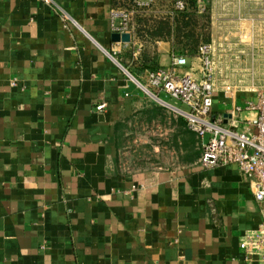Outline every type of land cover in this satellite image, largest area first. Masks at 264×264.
Returning <instances> with one entry per match:
<instances>
[{
    "label": "crops",
    "instance_id": "crops-1",
    "mask_svg": "<svg viewBox=\"0 0 264 264\" xmlns=\"http://www.w3.org/2000/svg\"><path fill=\"white\" fill-rule=\"evenodd\" d=\"M49 1L0 0V264H245L239 239L260 222L247 179L202 169L195 134L135 82L174 55L198 73L174 45L173 0L129 43L111 41L124 0ZM204 1L201 43L262 73L264 0ZM231 105L214 94L213 112Z\"/></svg>",
    "mask_w": 264,
    "mask_h": 264
},
{
    "label": "built area",
    "instance_id": "built-area-1",
    "mask_svg": "<svg viewBox=\"0 0 264 264\" xmlns=\"http://www.w3.org/2000/svg\"><path fill=\"white\" fill-rule=\"evenodd\" d=\"M42 1L50 3L49 0ZM156 1L124 0L110 13L112 33L128 34L131 39L137 32V18L146 17ZM190 1L173 0L171 12L198 15L207 12L204 0H194L193 4ZM62 20L67 18L63 15ZM227 48L212 42L201 43L197 48V74L192 66L188 67L185 56L174 55L168 66L148 72L144 82H135L146 98L171 110L174 117L182 118L187 130L195 134L201 150L197 164L202 169L232 164L247 179L259 208L260 222L254 229L243 233L239 248L245 264H264V92L248 90L254 94V99L238 105L234 98L243 89L238 90L227 81L218 84L217 75L227 76L234 71L230 64L236 59L229 58L225 52ZM218 91L232 101L231 107L222 113L213 112L214 94ZM161 95L182 105L185 110L167 104Z\"/></svg>",
    "mask_w": 264,
    "mask_h": 264
},
{
    "label": "rangeland",
    "instance_id": "rangeland-1",
    "mask_svg": "<svg viewBox=\"0 0 264 264\" xmlns=\"http://www.w3.org/2000/svg\"><path fill=\"white\" fill-rule=\"evenodd\" d=\"M194 0H191V4H193ZM193 7V6H191ZM189 14V13H188ZM207 12L199 17H185L180 18L179 22L180 26H182L181 31L179 32L178 40L175 41V46L178 49H181L184 52V55L191 54L197 52V48L199 47L201 42H205V38L207 35ZM148 16L138 17L140 20H147ZM162 22V21H157ZM141 35H148L149 32L146 29H141ZM223 58L220 60L222 63ZM253 60L242 59V60H233L230 64L231 68L234 69L232 73H229L227 76L217 75L216 79L219 85H222L223 82L227 81L232 86H236L238 90H257L259 92H264V71L259 74L255 73L253 70H250V66ZM258 65L264 67V59H262ZM246 67V69H244ZM227 77V78H225ZM141 82V81H140ZM163 100L168 101L167 98H164L163 95L160 96ZM152 100V99H150ZM153 102V101H151ZM164 114L168 117L175 116V114L169 110L164 109ZM153 130L156 132L155 127ZM163 131L157 134L158 137L162 136ZM207 140V138L205 139Z\"/></svg>",
    "mask_w": 264,
    "mask_h": 264
},
{
    "label": "water",
    "instance_id": "water-1",
    "mask_svg": "<svg viewBox=\"0 0 264 264\" xmlns=\"http://www.w3.org/2000/svg\"><path fill=\"white\" fill-rule=\"evenodd\" d=\"M111 41L113 43H129L130 36L128 34H123V35L113 34L111 36Z\"/></svg>",
    "mask_w": 264,
    "mask_h": 264
},
{
    "label": "trees",
    "instance_id": "trees-1",
    "mask_svg": "<svg viewBox=\"0 0 264 264\" xmlns=\"http://www.w3.org/2000/svg\"><path fill=\"white\" fill-rule=\"evenodd\" d=\"M180 16H182V18H185V17L187 18L189 16V14L180 13ZM189 17H191V16H189ZM181 28H182V26L178 25V27L176 28V31L180 32ZM154 35H157V32Z\"/></svg>",
    "mask_w": 264,
    "mask_h": 264
}]
</instances>
